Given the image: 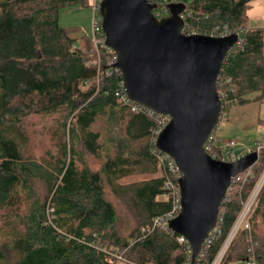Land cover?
Masks as SVG:
<instances>
[{"label": "trees", "instance_id": "1", "mask_svg": "<svg viewBox=\"0 0 264 264\" xmlns=\"http://www.w3.org/2000/svg\"><path fill=\"white\" fill-rule=\"evenodd\" d=\"M254 1L181 0L188 27L199 35H208L216 25L239 33L241 45L226 55L216 83L218 89L223 85L230 105H244L249 95L264 103V22L246 26ZM89 3L0 0V209L13 216L1 215L7 221L0 228L6 238L0 242V264H116L107 261L109 255H120L127 264H212L264 169V151L252 167L253 178L225 196L211 242L194 261L177 241L179 235L143 231L171 209L169 199L159 200L165 193L163 175L117 183L158 171L151 142L157 124L116 98L120 73L98 75L112 55L101 52L102 60L90 66V39L80 37L82 48L73 37L75 30L59 25L61 10ZM73 44L75 51L70 50ZM229 104H222V111ZM28 113L61 118L57 152L47 161L27 159L24 153L19 123ZM99 120L105 123L104 140L93 129ZM258 124L264 127V119ZM82 152L102 157L99 170L90 169ZM37 180L46 188L43 199L33 192ZM107 189L136 217L127 237L119 234V216ZM248 221L249 230L238 231L220 264L250 259L264 264V185Z\"/></svg>", "mask_w": 264, "mask_h": 264}, {"label": "water", "instance_id": "2", "mask_svg": "<svg viewBox=\"0 0 264 264\" xmlns=\"http://www.w3.org/2000/svg\"><path fill=\"white\" fill-rule=\"evenodd\" d=\"M155 7L147 0H101L98 12L105 45L116 55L114 67L129 100L169 117L155 141L181 173V210L168 228L189 243L194 261L216 228L230 179L251 167L257 155L224 163L203 147L219 122L216 83L238 34L184 35L180 14L185 4L167 5L169 15L161 19L153 15Z\"/></svg>", "mask_w": 264, "mask_h": 264}, {"label": "rangeland", "instance_id": "3", "mask_svg": "<svg viewBox=\"0 0 264 264\" xmlns=\"http://www.w3.org/2000/svg\"><path fill=\"white\" fill-rule=\"evenodd\" d=\"M90 1V0H89ZM99 4V3H98ZM246 26L261 27L264 21V0H255L248 6ZM99 14V12H97ZM93 6L89 3L88 7H76L71 10H61L59 13V25L63 28L75 30L73 37L78 39L81 47L84 46L83 38H92V20H93ZM102 22V21H101ZM81 37V39H80ZM87 51V57L90 66L98 63V59L102 58L101 54L95 50L92 43ZM90 54V55H89ZM222 91L223 85H221ZM254 95L246 97L248 102L244 105H229L223 115H221L218 123V139L219 145H224L228 141H235L238 145L245 147H252L254 144L259 143L264 145V127L258 124L259 119H264V103H256L252 101ZM20 127L23 132V141L25 142V155L27 159L35 160L37 162L47 161L51 156L56 154V129L61 118L59 115L46 116L38 114H30L21 117ZM95 131H98L101 140L105 138V123L99 120L93 126ZM154 143V136L151 138ZM84 162L90 167L91 170L97 171L100 168L101 158L94 157L89 153L82 152ZM158 164V163H157ZM158 171L152 175H132L122 178L118 181L119 185H128L137 183L142 180L149 179L150 177H160L163 175L162 167L157 165ZM33 192L38 197L43 199L46 196V188L40 180L34 181L32 184ZM235 192V191H234ZM233 192V193H234ZM107 198L112 202L120 222L118 223V231L121 237H127L129 232L136 225V217L128 210L126 202L123 199L112 195L108 189L106 191ZM159 200H166L165 197H159ZM256 204V203H255ZM25 206V204L23 205ZM255 206V205H254ZM254 208V207H253ZM252 212V211H251ZM250 212V214H251ZM13 217L3 209H0V218ZM2 217V218H3ZM0 219V228L4 226L5 222ZM6 238L0 236V242H5ZM116 264H127L126 262L118 261ZM232 264H244L232 263Z\"/></svg>", "mask_w": 264, "mask_h": 264}, {"label": "built area", "instance_id": "4", "mask_svg": "<svg viewBox=\"0 0 264 264\" xmlns=\"http://www.w3.org/2000/svg\"><path fill=\"white\" fill-rule=\"evenodd\" d=\"M150 4H155V9L153 10V15L157 19L164 18L169 15V9L167 5L169 4H178L181 3V0H147ZM101 0H90V3L93 6V20H92V38L90 39V42L95 47V50L101 54V52H105L106 55L111 54L112 57L109 59V66L108 67H100L98 70V75H107L110 76L113 73H120V71L114 67V64L117 60L115 53L108 48L105 45V35L101 28V17L98 12V6ZM180 17L184 21L183 28L181 30L182 34L184 35H192V34H198L195 30L193 31L190 29L186 23V18L188 17V14H185V10L183 13L180 14ZM238 34V41L236 42L235 46L241 45V39L239 38V33L237 31L230 30L226 26H214L213 29L210 30V33L206 36L215 37V38H223L230 36L232 34ZM77 48V44H73L70 48L71 51H75ZM101 59V58H100ZM102 60V59H101ZM108 63V60H107ZM121 74V73H120ZM226 83H229V79L226 81ZM216 92L218 95V98L221 102V112L219 114V120L221 115H223L224 111H222V104L228 105L225 101V92L222 91L221 87L220 89L216 88ZM116 98L125 106H128L131 112L134 113H146L149 116H152L156 120L157 128L153 132L154 136V144L156 141V137L158 134L162 131V129L165 127V125L169 121V117L167 116H161L156 115L153 112L149 111L147 108L136 104L129 100L127 97V94L124 90L123 81L119 84L118 88L115 92ZM230 105V104H229ZM219 123V122H218ZM218 125L211 131L209 136L207 137L205 143H204V151L211 156L213 159L224 162V163H232L240 160L242 157L250 155L255 153L257 155L256 162L246 169L245 171L237 174L236 176L232 177L229 182V187L227 189L226 195H229L233 193L234 191H238L242 188L243 185L248 183L253 178V169L252 167L257 163L259 155L264 151V145L256 143L252 147H245L238 145L235 141H228L224 145H219V139H218ZM158 165L162 167L163 177H164V189L165 193L162 195V197H165L166 200L169 199L171 201V209L164 214L163 216L156 217L152 221V225L149 227L142 229L143 231L146 230L148 232L150 229H161L164 231H170L168 228V222L173 220L181 210L180 206V193L178 188V179L181 177V173L179 172L178 168L174 164L173 160L166 154L159 152L157 149L153 151ZM264 185V169L256 181L253 189L251 190L248 197L241 202V209L238 213V216L228 234L226 237L222 247L220 248L217 256L215 257L212 264H220L224 255L226 254L228 248L230 247L232 241L234 240L236 234L240 229L249 230V216L250 212L253 210V207L257 201V197ZM215 231V229L213 230ZM212 231V232H213ZM171 232V231H170ZM172 233V232H171ZM177 241L180 244H183L191 254V248L189 243L181 236L177 237ZM211 239H209V236L204 241L201 251L199 255H201L204 250L207 248L208 244H210ZM107 261L109 263L112 262H118L122 261L124 262L123 258L120 255H109L107 258ZM244 264H256L254 259L247 260L244 262Z\"/></svg>", "mask_w": 264, "mask_h": 264}, {"label": "crops", "instance_id": "5", "mask_svg": "<svg viewBox=\"0 0 264 264\" xmlns=\"http://www.w3.org/2000/svg\"><path fill=\"white\" fill-rule=\"evenodd\" d=\"M264 22V21H263ZM233 263H235V262H233ZM236 263H241V262H236ZM230 264H232V263H230Z\"/></svg>", "mask_w": 264, "mask_h": 264}]
</instances>
